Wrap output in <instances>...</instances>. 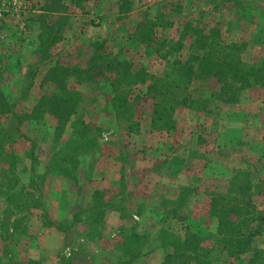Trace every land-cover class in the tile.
I'll use <instances>...</instances> for the list:
<instances>
[{
	"label": "rangeland",
	"instance_id": "rangeland-1",
	"mask_svg": "<svg viewBox=\"0 0 264 264\" xmlns=\"http://www.w3.org/2000/svg\"><path fill=\"white\" fill-rule=\"evenodd\" d=\"M194 30L264 60V0H0V264H143L156 248L158 264H197L183 233L211 249L199 264H264V65L232 95L213 78L184 85ZM246 183L255 252L227 255L210 200ZM59 199L68 217L52 224ZM51 226L58 250L26 257L18 235ZM81 243L123 259L71 257Z\"/></svg>",
	"mask_w": 264,
	"mask_h": 264
},
{
	"label": "trees",
	"instance_id": "trees-1",
	"mask_svg": "<svg viewBox=\"0 0 264 264\" xmlns=\"http://www.w3.org/2000/svg\"><path fill=\"white\" fill-rule=\"evenodd\" d=\"M194 31L193 39H188L189 42L187 43V46L192 49L188 56L181 62L178 61L177 66V74L183 75L184 85L196 79L213 78L219 84L220 91H229L232 95L234 92L239 91L248 82L249 78L255 80L261 78L264 60H260L259 63L244 65L241 58L236 54L239 51V45L231 41L221 40L217 32ZM185 33L186 30L183 32V37ZM189 98L190 93L185 91L180 100L167 101L166 108L184 105ZM5 107L6 104L0 94V111L2 113H5ZM2 132L3 130L0 127V134ZM250 189H252V186L249 183L237 185L232 195L217 194L210 200V209L214 211L216 218L215 232L219 237L221 250L227 255L243 254L249 251L255 252L250 245L249 231H245V228L250 230V224L258 216L255 206L250 201L252 195ZM246 192L249 193L246 195ZM243 199H246V201L243 202ZM182 240L183 253L179 254L183 256V262L193 260L199 264L201 258L211 253L210 248L199 246L201 238L199 239L194 233H183L182 238H178L176 241L181 242ZM161 244H168L167 240L162 241ZM170 244L175 246L174 241ZM168 256L166 254L163 259Z\"/></svg>",
	"mask_w": 264,
	"mask_h": 264
},
{
	"label": "crops",
	"instance_id": "crops-1",
	"mask_svg": "<svg viewBox=\"0 0 264 264\" xmlns=\"http://www.w3.org/2000/svg\"><path fill=\"white\" fill-rule=\"evenodd\" d=\"M55 177V176H53ZM60 178V176H59ZM61 179V178H60ZM59 191V195H60V190ZM64 193L63 196H66L67 198H69V200L72 197V193H68L67 192V187L66 189L63 191ZM60 197V196H59ZM54 207H52L51 205L48 206L49 209H47V214L48 217L50 218L52 224L57 223L59 220H65L67 219V214H65V212H61V206H62V201L61 199H59L58 202H55ZM114 211V210H113ZM116 213V212H115ZM117 214V213H116ZM114 233H112L110 236L113 237ZM14 236V235H13ZM21 239V242H23L22 245L19 244V247L21 248V251L25 253L26 257L35 259V260H39L40 258V253L43 251V249L45 248H50L51 251L53 253H55L59 246H60V233L57 231V229L54 226H51L50 228L46 229V230H40L39 232L36 233V236L34 238H29L27 236L26 233H20V235H18ZM51 237V246L49 243L44 242V239ZM22 238H26L25 240ZM29 239V240H28ZM81 240V239H80ZM73 252L71 253V257H76V258H81L80 254H84V258H88L91 259V257H94L97 253L99 254H105L106 252L111 253V255H108V258L106 259V262H113L115 259H123L119 254V248L118 246L112 248V247H106V248H102V247H98V248H93L91 249L87 244H76L73 245ZM163 249L161 248H156L151 250L147 255L144 256V263L143 264H158L159 261L161 260L162 256H163ZM121 251V250H120ZM56 258V255H55ZM111 259V260H110ZM74 264H83L85 263L87 260L85 259H81V260H73ZM89 261V260H88ZM41 264H56V261L53 260V262H46L40 259Z\"/></svg>",
	"mask_w": 264,
	"mask_h": 264
}]
</instances>
